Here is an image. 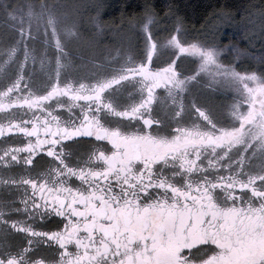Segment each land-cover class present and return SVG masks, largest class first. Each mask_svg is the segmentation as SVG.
Masks as SVG:
<instances>
[{
	"label": "snow or ice",
	"instance_id": "1",
	"mask_svg": "<svg viewBox=\"0 0 264 264\" xmlns=\"http://www.w3.org/2000/svg\"><path fill=\"white\" fill-rule=\"evenodd\" d=\"M86 7L0 0V264H264V12L255 52L171 6L101 51Z\"/></svg>",
	"mask_w": 264,
	"mask_h": 264
},
{
	"label": "rangeland",
	"instance_id": "2",
	"mask_svg": "<svg viewBox=\"0 0 264 264\" xmlns=\"http://www.w3.org/2000/svg\"><path fill=\"white\" fill-rule=\"evenodd\" d=\"M13 3H23L24 0H12ZM68 4H76V5H86L87 7L84 9V16L82 23L85 26L86 35H91L95 28H92V31H89L90 19L92 17L97 16L99 13L100 20L102 22V34L96 36L95 38L100 42V50L107 46L115 47L122 42L121 28L127 31L130 28L131 24L139 22L142 18L137 17V19H128L123 17H114L108 18L105 16V9L108 6V0H63ZM242 19L239 22L228 21L222 22L218 25L220 31L217 33L218 39L220 40V46H227L229 43L235 44L240 48H249L251 51L255 52L256 48H259L261 45V40L257 37H253L251 31L249 29L255 28L256 32H259V25L261 23V17L254 14V12H250L245 15V17H241ZM250 20L253 23H250ZM187 28V26H186ZM188 29V28H187ZM201 28L192 31L188 29L189 33L195 37L200 35L199 31ZM229 29V30H228ZM251 37L253 43L256 48H252L249 44V38ZM201 38H203L201 36ZM73 46V54L75 55V50ZM82 54L87 59L90 53L86 50L82 49ZM226 60H232V56H226ZM79 63V61H77ZM217 104L221 103V100L216 101Z\"/></svg>",
	"mask_w": 264,
	"mask_h": 264
},
{
	"label": "trees",
	"instance_id": "3",
	"mask_svg": "<svg viewBox=\"0 0 264 264\" xmlns=\"http://www.w3.org/2000/svg\"><path fill=\"white\" fill-rule=\"evenodd\" d=\"M105 16L108 18L123 17L128 19L143 18L145 8L154 7L155 11L163 16L172 10L181 15L185 25L192 31L206 25L210 16L224 8L228 13L235 14V22L250 12L261 17L264 12V0H108ZM228 22V21H224ZM229 30V29H228Z\"/></svg>",
	"mask_w": 264,
	"mask_h": 264
},
{
	"label": "flooded vegetation",
	"instance_id": "4",
	"mask_svg": "<svg viewBox=\"0 0 264 264\" xmlns=\"http://www.w3.org/2000/svg\"><path fill=\"white\" fill-rule=\"evenodd\" d=\"M62 115L67 118L68 117V113L67 112H63Z\"/></svg>",
	"mask_w": 264,
	"mask_h": 264
}]
</instances>
